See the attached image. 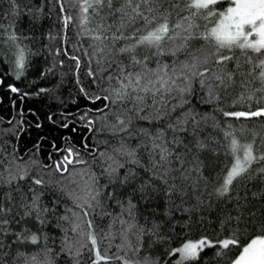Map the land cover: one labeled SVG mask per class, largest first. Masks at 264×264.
<instances>
[{
    "label": "snow or ice",
    "instance_id": "6c2138e0",
    "mask_svg": "<svg viewBox=\"0 0 264 264\" xmlns=\"http://www.w3.org/2000/svg\"><path fill=\"white\" fill-rule=\"evenodd\" d=\"M57 9L64 40L70 24L90 38L91 83H81L74 56L78 91L69 96L87 103L62 107L63 73L38 93L54 91L61 104L49 122L88 131L80 143L67 132L60 146L52 140L48 163L41 140L23 153L18 142L0 144V162L9 160L0 168V264H264V137L257 144L258 132L246 138L247 125L228 119L264 118V0H0V19L11 21L0 24V59L14 77L45 52L63 65L61 48L37 38L52 33L36 31ZM24 14L29 28L18 32ZM51 70L45 64L39 77ZM222 100L247 101L248 110ZM13 119L0 133L18 138L23 119ZM210 119L223 138L203 134ZM105 128L119 142L102 148L96 134ZM209 246L215 251L201 261Z\"/></svg>",
    "mask_w": 264,
    "mask_h": 264
},
{
    "label": "trees",
    "instance_id": "16d2710c",
    "mask_svg": "<svg viewBox=\"0 0 264 264\" xmlns=\"http://www.w3.org/2000/svg\"><path fill=\"white\" fill-rule=\"evenodd\" d=\"M35 5H39L40 0H33ZM47 8H45V12H47ZM56 11H53L51 17L45 16L42 25L36 31L39 33L43 31L44 33L51 32L52 38L45 34L42 37L38 36L37 38L40 39L41 43L47 44L53 50L55 48L60 47L61 52L56 56V60H63V65H60L58 62L55 63V66H52V55L41 53L39 57H32L29 60V67H26L25 72L22 74L20 78L14 77L11 73L8 72L9 65L0 59V76H2V80H0V130L10 127L11 125L7 122L9 117H14L13 123L17 120L23 119V125H21L18 130L21 131V135L17 138L14 134H8L7 136L0 133V144H4L5 140H12L14 143L18 142L20 146V152L23 153L26 147H31L36 143L37 140H41L40 145V153L39 156L44 159V163H48L46 159L47 153L52 151L51 141L55 140L57 146H60L63 143V137L65 132H67L72 137L73 143H80L84 136L82 133L88 131L86 127H78L76 132L72 131V127L75 125L70 126L67 129H61L60 127L53 125L51 122L47 120V113L49 111L55 112L61 104L58 100L50 99V97L55 96L56 92H44L38 93V89L41 87H51L56 84L58 80H61L60 74L63 73L62 83L60 86V94L63 97V105L62 107L71 112L75 108H81L84 103L87 101L80 96V102H76L74 100H69L70 94L75 95L78 91L76 85V76H77V69H76V61L74 56H79L81 60L80 68H79V77L81 83L85 85V87H89L91 81L90 78L87 76L85 69L89 66V59L91 57L92 47L90 38L87 36L77 37L76 33L78 31L77 27H72L70 24L67 29V40L63 38V32L61 31V22L57 18ZM75 11V10H74ZM11 21L8 19H0V24H10ZM29 25L27 23V16L26 14L23 15V22L17 24L16 30L19 32L21 29H28ZM0 32H3V29L0 28ZM3 37L0 36V40ZM123 43V41H120ZM36 47L35 44L32 45ZM0 49L7 50L3 45H0ZM66 49V51H65ZM85 49L88 50V54H85ZM72 54V55H70ZM2 55V54H0ZM9 56L11 57V53L9 52ZM165 59H169V57H165ZM45 64H48L52 70L50 73L47 74L45 77H39V71L43 70ZM91 67L93 70L96 69L97 63L96 59H91ZM106 74V73H105ZM14 83L16 86L21 89V92H12L10 89L7 88V84ZM91 91V89H89ZM30 92V93H37L36 95H26L23 96L21 99L22 93ZM228 100L231 99V96L227 98ZM14 102V103H13ZM103 101H93L91 102V107L99 108ZM225 107L229 110H237L238 108H243L244 110H248V102H238L236 106H232L230 103H225L224 100L221 101ZM252 106H256V102L252 101ZM212 105H207L206 108H203L202 111L211 110ZM21 109H23V115L21 116ZM33 109L34 111L30 112L29 110ZM60 119V117H57ZM71 119V117H69ZM217 119L224 121V117L217 114ZM232 124L239 127L241 123L247 125V129L244 133L246 138H251L252 132L249 130H255L259 133L256 138V143L259 144V141L262 137H264V118L260 117H240V118H228ZM39 121H43L42 127L37 128L35 126L36 123ZM211 119L209 120V124L203 134H211L214 136H220L223 138V133L221 129L217 128L214 129L211 127ZM96 127H100V123L97 122ZM98 137V144L100 147H110L111 145L118 143L119 140L117 137L111 136L107 129L105 128L102 132L96 134ZM43 138V139H41ZM89 142H91V136L88 137ZM107 140V144L104 141ZM131 143H136L135 139L131 140ZM9 152H11V145H5ZM143 149H141V153L143 154ZM83 155V153H82ZM53 159L57 158V155L53 153ZM27 160V157H24ZM147 159L145 155V160ZM220 159H223L221 156ZM8 158H3L2 162H0V168H3L4 163H8ZM255 167V165H254ZM98 170V169H97ZM37 174L35 167H33V173ZM68 203H71L69 200ZM114 211H119L118 208H115ZM142 220V217H141ZM108 218L105 217L103 222L100 221L99 217H97V223L103 227L107 224ZM115 227L119 229L120 225L116 224ZM59 235V233L57 234ZM195 237V233L191 234ZM188 238V237H184ZM213 238H215L213 233ZM116 242L119 243V238L117 237ZM181 242V237H176L173 242H171L172 246H176ZM164 248V244H159L155 248L152 249V254L155 255L157 253H162ZM31 251V247L28 248ZM147 250V249H146ZM215 251L214 247H207L205 250H202V255L199 257L201 261H203L204 257H210L211 254ZM111 254H116V249L113 247L111 249ZM143 253H141V257ZM177 256V253L173 254L172 259L174 260ZM131 258V255H130ZM171 264V261L169 262ZM211 264H217V261H211Z\"/></svg>",
    "mask_w": 264,
    "mask_h": 264
},
{
    "label": "rangeland",
    "instance_id": "374dc122",
    "mask_svg": "<svg viewBox=\"0 0 264 264\" xmlns=\"http://www.w3.org/2000/svg\"><path fill=\"white\" fill-rule=\"evenodd\" d=\"M177 256H178V253H177Z\"/></svg>",
    "mask_w": 264,
    "mask_h": 264
}]
</instances>
